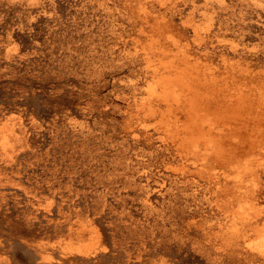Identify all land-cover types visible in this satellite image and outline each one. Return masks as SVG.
I'll list each match as a JSON object with an SVG mask.
<instances>
[{
    "label": "rangeland",
    "instance_id": "1",
    "mask_svg": "<svg viewBox=\"0 0 264 264\" xmlns=\"http://www.w3.org/2000/svg\"><path fill=\"white\" fill-rule=\"evenodd\" d=\"M0 264H264V0H0Z\"/></svg>",
    "mask_w": 264,
    "mask_h": 264
},
{
    "label": "bare ground",
    "instance_id": "2",
    "mask_svg": "<svg viewBox=\"0 0 264 264\" xmlns=\"http://www.w3.org/2000/svg\"><path fill=\"white\" fill-rule=\"evenodd\" d=\"M177 48H178V52H180V51L182 52L181 48H180V51H179V47H177ZM174 49H175V48H174ZM157 50H158V49H157ZM176 50H177V49H176ZM176 50H174V51H176ZM158 51H159V50H158ZM155 52H156V51H155ZM176 52H177V51H176ZM176 52H174L175 55H176V54L178 55V53H176ZM182 53H183V52H182ZM182 53H180V54H182ZM168 55H169V54H168ZM172 55H173V54H172ZM182 55L184 56L185 53H183ZM182 55H181V56H182ZM173 56H174V55H173ZM185 56H186V55H185ZM185 56H184V57H185ZM174 57H175V56H174ZM178 57H179V58H178ZM178 57H177V58H178L179 61L181 62V58H182V57L180 58V55H179ZM187 57H188V55H187ZM147 59H148V58H147ZM182 59H183V58H182ZM148 60H149V59H148ZM186 60H187V59H186ZM170 61H171V60H170ZM183 61L186 62L185 59H183ZM183 61H182V62H183ZM149 62H150V61H149ZM175 62H176V61H175ZM180 62H179V63H180ZM182 62H181V63H182ZM184 62H183V63H184ZM187 62H188V61H187ZM167 63H168V62H167ZM179 63H178V64H179ZM169 64L172 65V62H171V63L169 62V63L166 64V65L170 66ZM176 64H177V63H176ZM173 65H174V62H173ZM173 65H172V66H173ZM181 65H183V64H181ZM184 65H186V64H184ZM160 66H161V64H160ZM172 66H171V67H172ZM175 66H176V65H175ZM168 68H169V67H168ZM174 68H175V67H174ZM179 68H180V67H178V65H177V69H179ZM186 68H187V67H186ZM162 69H163V68H162ZM165 69H166V68H165ZM166 70H167V69H166ZM175 70H176V69H175ZM175 70H174V71H175ZM176 71H177V70H176ZM167 72H168V71H167ZM172 73H177V72H172ZM167 75L169 76V74H167ZM172 76H173V75H172ZM172 76H170L169 78H172L173 82L171 81V83L174 84V82H175L174 79H173L174 76H173V77H172ZM175 77H176V76H175ZM166 78L168 79V77H166ZM176 78H177V77H176ZM175 80H177V79H175ZM166 81H167V80H166ZM179 81H180V80H178V82H179ZM178 82H177V83H178ZM180 82H181V81H180ZM167 84H168V83H167ZM177 85H178V84H177ZM177 85L175 84V86H177ZM179 85H180V83H179Z\"/></svg>",
    "mask_w": 264,
    "mask_h": 264
}]
</instances>
